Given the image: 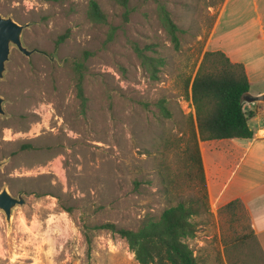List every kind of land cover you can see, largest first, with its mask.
I'll return each mask as SVG.
<instances>
[{
  "label": "rangeland",
  "instance_id": "obj_1",
  "mask_svg": "<svg viewBox=\"0 0 264 264\" xmlns=\"http://www.w3.org/2000/svg\"><path fill=\"white\" fill-rule=\"evenodd\" d=\"M223 2L0 0L1 16L31 24L22 41L37 50L12 47L0 80V191L24 199L9 224L0 211V264H139L124 238L95 227L136 230L181 201L198 212L186 240L198 264H264L244 209L213 213L188 159L190 87Z\"/></svg>",
  "mask_w": 264,
  "mask_h": 264
},
{
  "label": "trees",
  "instance_id": "obj_2",
  "mask_svg": "<svg viewBox=\"0 0 264 264\" xmlns=\"http://www.w3.org/2000/svg\"><path fill=\"white\" fill-rule=\"evenodd\" d=\"M43 1L59 2L62 0ZM114 1L124 8L128 6V0ZM125 12H128V9ZM162 13L165 25L172 34L173 41L177 43L176 27L169 20L165 10ZM89 15L94 21H101L104 18L95 1L90 2ZM63 38L64 35L59 39ZM82 67L80 62L75 63L77 91L81 99H83ZM248 90L249 83L242 64L232 63L220 51L205 52L190 87L198 139L201 141L251 139L253 132L247 125L249 115L243 112L241 102L242 94ZM188 159L191 169L194 167L196 176L199 177L205 189L204 171L197 144ZM204 198H207L206 190ZM237 206L241 207L239 200L225 205L219 209V212L232 213ZM197 215V209L191 202L181 201L164 209L157 219L146 218L136 230L117 229L113 224H102L95 228L109 230L124 238L139 264H198L192 249L186 242L197 231L198 225L195 221ZM249 231V238L251 237L256 243L259 258L264 263V256L255 236L250 229ZM252 259L253 262L250 264H259L254 258Z\"/></svg>",
  "mask_w": 264,
  "mask_h": 264
},
{
  "label": "crops",
  "instance_id": "obj_3",
  "mask_svg": "<svg viewBox=\"0 0 264 264\" xmlns=\"http://www.w3.org/2000/svg\"><path fill=\"white\" fill-rule=\"evenodd\" d=\"M242 64L248 92L264 95V0H224L206 44ZM251 139L201 141L198 150L211 211L239 200L264 256V101L247 100Z\"/></svg>",
  "mask_w": 264,
  "mask_h": 264
},
{
  "label": "water",
  "instance_id": "obj_4",
  "mask_svg": "<svg viewBox=\"0 0 264 264\" xmlns=\"http://www.w3.org/2000/svg\"><path fill=\"white\" fill-rule=\"evenodd\" d=\"M31 24H18L10 16L3 17L0 15V80L3 79L6 71V63L9 60L11 48H16L23 56L30 58L32 54L37 52L35 49H29L22 41V32L29 28ZM247 100L254 102L264 101V95L253 96L249 92H245L241 96V102L244 104ZM5 99L0 96V117H7L4 110ZM5 162H0V167ZM24 199L22 193L13 197L6 188L0 191V211L5 215L7 223H10L12 210L17 205H23Z\"/></svg>",
  "mask_w": 264,
  "mask_h": 264
}]
</instances>
